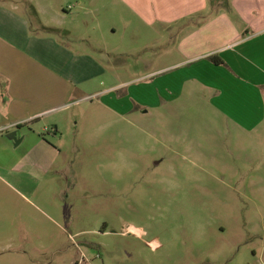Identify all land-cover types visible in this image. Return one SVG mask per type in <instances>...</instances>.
<instances>
[{
	"label": "rangeland",
	"instance_id": "1",
	"mask_svg": "<svg viewBox=\"0 0 264 264\" xmlns=\"http://www.w3.org/2000/svg\"><path fill=\"white\" fill-rule=\"evenodd\" d=\"M2 8L29 22L50 66L68 63L51 40L84 62L64 74L65 105L17 127L47 138L37 152L0 139V264H248L264 248V122L229 121L202 87L164 105L174 27L148 25L126 0Z\"/></svg>",
	"mask_w": 264,
	"mask_h": 264
},
{
	"label": "crops",
	"instance_id": "2",
	"mask_svg": "<svg viewBox=\"0 0 264 264\" xmlns=\"http://www.w3.org/2000/svg\"><path fill=\"white\" fill-rule=\"evenodd\" d=\"M126 2L148 25H166L163 31L174 27L172 31L177 32L175 50L180 59L164 69L176 71L177 76L164 77L165 80L161 82L164 92L175 86L176 93L170 99L165 97L162 101L164 105L182 96L187 88L202 87L212 92V102L219 112L226 114L229 121L244 129L264 122V0ZM33 40L37 39L30 35L29 22L20 14L2 8L0 96H8L9 101L0 97V139L11 148L14 143L17 146L29 140L27 144L36 142L33 147L36 149L47 140L43 134L31 128L27 131L29 133L21 134L18 131L17 143L5 131H17V127L24 129L32 121L49 114V111L65 105L66 98H63L66 95H63L67 94L66 86L69 88V84L64 74L76 72L78 63L83 65L84 62L83 55H77L51 40L49 48H59L68 57V65L65 67L55 58L50 66L48 49L45 53L37 54ZM215 55L225 63H213L211 57ZM115 87L111 86L104 92ZM52 101H57L56 105ZM234 102L257 112L243 118L239 112H233ZM31 153L32 150L26 155ZM254 258L256 262H253ZM248 264H264V248L255 250Z\"/></svg>",
	"mask_w": 264,
	"mask_h": 264
},
{
	"label": "trees",
	"instance_id": "3",
	"mask_svg": "<svg viewBox=\"0 0 264 264\" xmlns=\"http://www.w3.org/2000/svg\"><path fill=\"white\" fill-rule=\"evenodd\" d=\"M211 60L213 61V62H215L216 64H224L225 62L221 59V58H219L218 56H212L211 57Z\"/></svg>",
	"mask_w": 264,
	"mask_h": 264
},
{
	"label": "water",
	"instance_id": "4",
	"mask_svg": "<svg viewBox=\"0 0 264 264\" xmlns=\"http://www.w3.org/2000/svg\"><path fill=\"white\" fill-rule=\"evenodd\" d=\"M17 134H18V131H13L9 135H10V137L14 138L17 141V143H19V139L17 138Z\"/></svg>",
	"mask_w": 264,
	"mask_h": 264
},
{
	"label": "flooded vegetation",
	"instance_id": "5",
	"mask_svg": "<svg viewBox=\"0 0 264 264\" xmlns=\"http://www.w3.org/2000/svg\"><path fill=\"white\" fill-rule=\"evenodd\" d=\"M17 130V129H16ZM18 131V130H17Z\"/></svg>",
	"mask_w": 264,
	"mask_h": 264
}]
</instances>
